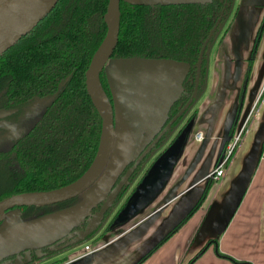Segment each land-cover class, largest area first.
<instances>
[{"label": "trees", "instance_id": "16d2710c", "mask_svg": "<svg viewBox=\"0 0 264 264\" xmlns=\"http://www.w3.org/2000/svg\"><path fill=\"white\" fill-rule=\"evenodd\" d=\"M107 2L58 0L29 32L0 54V108L11 111L7 117L16 119L37 97L52 96L36 122L14 138L8 150L0 151V199L19 192L61 187L79 177L90 165L98 145L101 120L86 94L84 74L106 32L103 14ZM221 10L222 0L156 3L154 6L121 0L118 39L112 57L167 58L190 65L197 58L202 38ZM260 22L245 81L264 30V13ZM100 83L111 100L103 72ZM174 102L171 109L175 108ZM238 116L236 113L229 130L231 136ZM212 183L213 180L208 179L190 211L135 264L146 259L184 225L202 205ZM77 200L78 197H74L19 209L21 217L27 219L61 210Z\"/></svg>", "mask_w": 264, "mask_h": 264}, {"label": "water", "instance_id": "95a60500", "mask_svg": "<svg viewBox=\"0 0 264 264\" xmlns=\"http://www.w3.org/2000/svg\"><path fill=\"white\" fill-rule=\"evenodd\" d=\"M57 1L0 0V54L29 32L54 7ZM120 1L108 0L107 2L103 14L106 32L92 54L84 74L86 94L101 120L98 145L93 159L79 177L66 185L44 191L14 193L0 199V229L4 231L0 235L1 264H28L32 259L31 250H34L37 262L47 261L91 240L98 233L100 229L98 225L104 219V214L112 205L118 190L123 183H128V173L132 168L123 176V180L115 186L114 183L120 172L132 161H138L137 157L141 151L143 149L149 150L176 118L175 116L161 130L171 104L182 90V80L189 65L182 61L167 58L112 57L118 39ZM125 1L156 4L203 3L209 0ZM107 69L110 76V80L107 79V82L111 92V100L107 97L100 83V73ZM142 103L144 104L140 106ZM10 113V110L0 109V118ZM191 121L150 164L123 206L116 213L111 222V228L118 227V225L124 224L141 213L165 188L188 141ZM126 129H128L129 141L118 153L119 159L106 172L109 162L113 159V150L117 141L116 135L121 131L122 137L125 136ZM158 132L159 134L155 136ZM228 132L229 128L226 132L227 136ZM229 138L226 137V141ZM259 154L258 144H255L246 157L242 171L231 184L217 217H215V226H217L218 232L224 229L232 218ZM219 155L221 157V152ZM210 178L207 175L204 179L203 187L196 201L178 219L173 221L177 211L175 208L172 213L173 217L168 220L170 225L168 231L195 205ZM74 197H78V200L61 210L33 218L23 219L21 217L20 207L44 206ZM78 203H83V205L79 207ZM100 203L98 210L92 212V209ZM85 219H87V223L84 227L73 230L75 227H79L78 225ZM172 221L173 224H171ZM64 237L70 238V240L57 246L53 245L54 243H61ZM208 242H216V240L214 238ZM47 245L54 250L53 254H42L41 247ZM96 251L92 250L88 253L79 254L72 259L66 255L60 258L65 259L60 264H90L93 253ZM12 255L15 256L14 260L3 261Z\"/></svg>", "mask_w": 264, "mask_h": 264}, {"label": "crops", "instance_id": "0c3cea01", "mask_svg": "<svg viewBox=\"0 0 264 264\" xmlns=\"http://www.w3.org/2000/svg\"><path fill=\"white\" fill-rule=\"evenodd\" d=\"M235 4L234 18L223 41L213 51V80L200 102L195 131L177 162L184 166L182 172L173 181V171L165 188L150 205L152 212L146 219L136 226H121L100 242L86 241L97 250L90 264H135L168 231V220L175 208L173 221L199 196L204 179L222 151L235 112L245 59L264 11V0H235ZM241 114L247 124L245 133L224 176L213 183L202 205L184 225L139 264H264V31ZM198 132L202 135L199 140L195 139ZM246 141L249 145L244 149ZM255 144L260 154L246 189L227 226L218 232L215 217ZM214 238L216 242L207 246ZM79 254H84L83 247L79 253L70 250L62 256L69 255L72 259ZM230 257L246 263H236Z\"/></svg>", "mask_w": 264, "mask_h": 264}, {"label": "flooded vegetation", "instance_id": "af4514ba", "mask_svg": "<svg viewBox=\"0 0 264 264\" xmlns=\"http://www.w3.org/2000/svg\"><path fill=\"white\" fill-rule=\"evenodd\" d=\"M149 5L154 6L155 4H149ZM236 9H237V6L235 4V0H222V10L220 11L219 16L215 20V22L212 25V27L210 28V30L202 38L197 58L193 63H190L189 68H188V70H187V72L183 78L182 90H181L179 96L177 97L176 101L174 102L175 108L171 109V107L173 105L169 108L167 119H166L164 125L162 126L161 130H163L166 127V125L175 116H176V118L171 122L170 126H168L166 128V130L161 134V136L159 137L157 142H155L152 145V147H150L149 150L145 151V149H143L141 151V153L137 157L138 161H132L131 163L126 165V167L120 172V174L118 175V177L114 183L115 186L118 183H120L121 180H123L122 179L123 176L127 172H129V170H131V168H132V170L128 173V183H126V182L123 183L122 186L120 187V189L118 190L117 195H116L112 205L106 210V212L104 214V219L98 225V226H100V227H98L100 229L94 237L99 236L98 238H101L102 236H110L118 228H121V226H129V225H131V222L136 221V220L142 218L143 216L146 217L148 214H150L152 212V211H150L151 210L150 205L152 204V202H151L141 213L135 215L134 217H132L130 220H128L124 224L118 225V227L117 226H115L113 228L110 227L111 222L114 219L116 213L123 206V204L125 203V201L129 197V195L133 191L134 187L139 182V180L141 179L143 174L146 172V170L148 169L150 164L154 161V159L172 142V140L179 134V132L188 124V122L190 120H192V121H191V131H190L189 137L195 131V125L197 122L196 118H197V113H198L200 102L202 101L204 96L207 94L208 86H210V84L212 83V80H213V72L212 71H213V62L215 60V56H213V51L216 50L217 47L223 41L224 35L226 34V32H227V30H228V28L232 22V19L234 18V15L236 13ZM263 13H264V11H263ZM262 16H263V14H262ZM261 19H262V17H261ZM261 19H260V21H261ZM260 21L256 27L248 56L245 59L246 65L244 68V72H243L241 79L238 83L239 86H238V91H237V103H236L235 112H234V115L232 118L231 126L233 125V120H234L236 113H239L238 120L235 124L236 126H237L238 121L241 119V115H242L241 110L243 107V103H244V99H245V95H246V91H247V87H248V82H249L250 75H251V72H250V75L248 76V79L246 80L247 81V84H246L245 72H246V67L248 65V60L251 57L252 48H253V45L255 42L254 40L256 38V35L258 33V29H259V26L261 23ZM185 63H187V62H185ZM252 66H253V64H252ZM251 71H252V67H251ZM245 84H246V87H245V91H244L243 88H244ZM241 98H242V100H241ZM239 106H240V108H239ZM0 109H2V108H0ZM23 115L24 114L19 115L16 119H10L9 117H7L8 115H6L4 117H1L0 120H4V121H8V122H17ZM231 126L229 127V130H230ZM4 130L5 129L0 128V133H2ZM25 132H22V133H25ZM22 133H20L19 135H21ZM158 134H159V132L155 136H157ZM17 136H14L13 139L16 138ZM193 136H194V134H193ZM226 137H228V138L231 137V134L228 132V136L227 135L225 136V141H224L222 150L224 149L225 145L228 142V141H226L227 140ZM13 139H11L8 147H6L5 149H3L1 151L8 150L12 145ZM219 158H220V156L218 157V159ZM134 164H136L135 167H134ZM100 205H101V203L98 204L96 207H94L92 209V212H96L98 210V208L100 207ZM141 215H143V216H141ZM86 223H87V219H85L83 222H81L78 225L79 227H75L73 230L81 229L82 227H84L86 225ZM69 240H70V238L64 237L62 239L61 243H59V244L54 243L53 245L57 246V245L65 243ZM90 241H92V239ZM41 252H42V254L46 253V254L50 255L51 253L52 254L54 253V250L50 249L49 246L47 245V246L41 247ZM31 254H32V257H31L32 259L28 264L37 260V256H36L34 250H31ZM62 255L63 254L54 256V257L48 259L47 261L51 262L52 260H55L57 258L60 259L63 257ZM14 257L15 256H13L12 258L8 257L3 261H6L7 259L14 260ZM0 264H1V262H0Z\"/></svg>", "mask_w": 264, "mask_h": 264}, {"label": "rangeland", "instance_id": "374dc122", "mask_svg": "<svg viewBox=\"0 0 264 264\" xmlns=\"http://www.w3.org/2000/svg\"><path fill=\"white\" fill-rule=\"evenodd\" d=\"M103 73H104V75H105V77L108 79V81L110 80V76H109V72H108V69L105 71H102ZM50 101H51V96H44V97H37L34 101H33V103L30 105V107L27 109V112L25 113V115L24 116H22L17 122H8V121H4V120H0V128H3V129H5L2 133H0V151L1 150H3V149H5L6 147H8V145L10 144V141H11V139H13V137L14 136H16V135H18V134H20V133H22V132H25V131H27V129L39 118V116L41 115V113L43 112V110H44V108H45V106L47 105V104H49L50 103ZM144 103H142V104H140V106L141 105H143ZM140 109H142V107H140ZM141 111H143V110H141ZM244 120H245V118L244 117H242L241 119H240V121H239V124H238V129H240L241 128V126L244 124ZM247 125V124H246ZM127 131H126V134H125V136H123L122 137V135H121V131H119L118 132V134L116 135V147H115V149L113 150V159L109 162V167H108V169L106 170V172L116 163V161L119 159V157H120V155L118 154V153H120L121 152V149H122V147L125 145V144H127V142L129 141L128 140V138H129V136H128V129H126ZM244 133H245V129H244V132H243V134L240 136V141H239V143H241V141H242V139H243V136H244ZM201 138H202V135H201ZM196 139V138H195ZM247 141H248V138H247ZM247 141L245 142L246 144H245V148L244 149H246L247 148V146L249 145V143H247ZM227 144H228V142H227ZM227 144L225 145V147H224V149L221 151V154H222V152H224L225 151V148H226V146H227ZM239 146V145H238ZM188 152V151H187ZM234 154V153H233ZM220 156V155H219ZM218 161V160H217ZM217 161H215V163L213 164V166L210 168V171L215 167V165H216V163H217ZM230 161H231V159H230ZM176 169L174 170V174H173V177H172V180L174 181V180H176L177 179V175L176 174H178V173H181L182 172V170H183V168H184V166H181V164H180V162L177 164V166L175 167ZM209 173V172H208ZM212 179V178H211ZM171 180V183L173 182ZM213 180V179H212ZM213 183H215V181L213 180ZM213 183H212V185H213ZM212 185H211V187H212ZM214 186V185H213ZM211 187H210V189H211ZM181 188H183V186L181 187ZM210 189H209V191H210ZM82 198V197H81ZM81 200V199H80ZM83 205V203L82 204H79L78 203V206L80 207V206H82ZM141 216H143V215H141ZM171 217H173V215L171 216ZM170 217V218H171ZM138 218V217H137ZM147 217H142V218H140V219H138V220H136V221H133V222H131V225H129V226H136L141 220H143V219H146ZM29 220H31V219H29ZM28 220V221H29ZM6 221H7V219H6ZM5 221V222H6ZM146 222V221H145ZM4 232V231H1V229H0V235L2 234V233ZM116 233V232H115ZM114 235V234H113ZM112 235V236H113ZM103 237V236H102ZM96 238V240L94 241V242H100L103 238ZM93 241H92V243H94ZM86 243H84V244H81V245H78V246H76V247H74L72 250L74 251V252H76V253H79V252H81L82 251V247L84 248V246L83 245H85ZM64 256V255H63ZM62 259H60L59 260V258H57V259H55V260H52L51 262H49V261H38L37 262V260H35L34 262H33V264H51V263H55V264H60L61 262H63V261H61ZM7 264V263H6Z\"/></svg>", "mask_w": 264, "mask_h": 264}, {"label": "built area", "instance_id": "2783aa9c", "mask_svg": "<svg viewBox=\"0 0 264 264\" xmlns=\"http://www.w3.org/2000/svg\"><path fill=\"white\" fill-rule=\"evenodd\" d=\"M238 127H236L233 135L228 141L225 151L222 153L219 161H217L215 167L208 173V176H210L215 182L219 181L224 176L226 170V162L230 158H232L233 153L240 144V136L243 134L244 129L246 128V123H244L240 129H238ZM195 138L199 140L201 138V133H196ZM92 250L93 247L90 244L84 245V253L91 252Z\"/></svg>", "mask_w": 264, "mask_h": 264}]
</instances>
